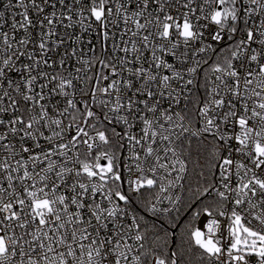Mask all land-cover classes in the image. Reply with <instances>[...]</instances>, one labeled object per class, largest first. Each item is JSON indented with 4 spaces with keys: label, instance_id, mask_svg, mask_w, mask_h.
<instances>
[{
    "label": "snow or ice",
    "instance_id": "1",
    "mask_svg": "<svg viewBox=\"0 0 264 264\" xmlns=\"http://www.w3.org/2000/svg\"><path fill=\"white\" fill-rule=\"evenodd\" d=\"M0 264H264V0H2Z\"/></svg>",
    "mask_w": 264,
    "mask_h": 264
},
{
    "label": "built area",
    "instance_id": "2",
    "mask_svg": "<svg viewBox=\"0 0 264 264\" xmlns=\"http://www.w3.org/2000/svg\"><path fill=\"white\" fill-rule=\"evenodd\" d=\"M0 10H2V0H0Z\"/></svg>",
    "mask_w": 264,
    "mask_h": 264
},
{
    "label": "trees",
    "instance_id": "3",
    "mask_svg": "<svg viewBox=\"0 0 264 264\" xmlns=\"http://www.w3.org/2000/svg\"><path fill=\"white\" fill-rule=\"evenodd\" d=\"M177 237H179V231L177 230ZM178 242V241H177Z\"/></svg>",
    "mask_w": 264,
    "mask_h": 264
}]
</instances>
